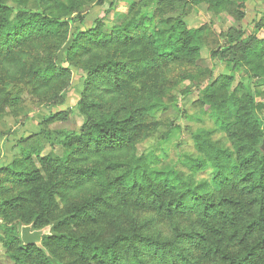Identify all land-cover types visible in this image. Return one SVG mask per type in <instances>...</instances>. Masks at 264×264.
Listing matches in <instances>:
<instances>
[{
	"label": "trees",
	"instance_id": "obj_1",
	"mask_svg": "<svg viewBox=\"0 0 264 264\" xmlns=\"http://www.w3.org/2000/svg\"><path fill=\"white\" fill-rule=\"evenodd\" d=\"M36 1L40 8L32 11L14 9L0 0V54L11 57L30 39L45 41L64 35V46L56 59L40 71L45 83H51L60 74L71 76L69 89L74 74L79 75V85L86 89L93 86L97 77L110 82L111 73H118L125 65L106 61L84 66L72 59L90 45L106 48L113 41L129 40L136 32L144 34L146 44L155 50L156 59L163 62L198 55L204 47L202 28L189 29L182 18L163 19L154 24V13L143 9L149 7L148 3L140 11L133 5L131 18L121 25H113L107 34L104 21L99 18L87 26L88 12L71 17L72 7L61 0ZM52 3L57 4V8L50 5ZM208 3L216 11L234 12L239 20L246 16L247 0H208ZM114 6L115 0H100L93 8L102 14L110 12ZM63 10L66 12L64 20L58 14ZM229 44L244 51L242 56H251L248 62H257L264 56L259 50V47L264 49V40L250 50L233 42ZM230 52V48H226L221 54L213 53V57L228 61ZM255 66L258 82L264 85L261 63ZM230 78L232 76L224 78L223 83L227 84ZM217 91L213 86L202 91V103L211 107V118L223 126L225 116L237 112L238 122L246 132L231 133L232 149L214 141L205 131L193 133L195 153L184 155L179 169L162 166L155 153L135 151L138 136L134 115L127 119L97 115L92 101L87 97L80 100L78 105L85 122L78 131L66 133L69 153L60 156L52 149L44 154L40 145L35 152L39 166L17 171L15 158L7 166L16 179L35 185L37 207L33 211L34 222L27 225H32L33 230L52 225L51 235L42 241L47 253L36 245H23L15 228L3 227L5 235L9 236L5 247L13 264H64L60 260L62 255L72 256L84 264H264V153L260 150L264 138V117L260 113L264 104L256 103L260 90L255 91L248 85L236 87L224 97H216ZM239 96L240 102L237 101ZM65 102V96L61 97L58 105L43 115L39 131L21 136L12 142L11 149L31 137L45 134L47 123L68 120V111H53ZM205 170L212 172L213 183L235 189L243 196V201L229 195L211 199L206 191L211 185H197L192 179ZM93 184L100 186L96 193L81 198L67 211H60L59 201ZM109 192L123 204L154 210L161 217L172 219L194 214L196 222L189 227L177 222L169 236L150 234L146 231L147 224L137 225L135 221L131 226L116 225L108 236L95 231L79 234L62 229L92 220L90 218L102 213L104 207H112ZM17 201L18 198L1 201L0 211L16 209ZM47 216V225L38 226Z\"/></svg>",
	"mask_w": 264,
	"mask_h": 264
},
{
	"label": "rangeland",
	"instance_id": "obj_2",
	"mask_svg": "<svg viewBox=\"0 0 264 264\" xmlns=\"http://www.w3.org/2000/svg\"><path fill=\"white\" fill-rule=\"evenodd\" d=\"M2 1L14 9L37 11L40 8L36 0ZM61 1L72 7L71 17L88 12L87 26L94 24L97 18L104 21V33L107 34H110L113 25H121L131 18L133 5L136 4V11H140L148 3L149 7L143 9L154 13V24L163 19L182 18L189 29L202 28L204 47L198 55L171 58L163 62L156 59L155 50L146 44L142 32L133 33L127 41H113L106 48L90 45L72 62L91 66L115 61L126 66L118 73H111L110 82L97 77L90 89L79 85L78 74H74L70 89V75L55 76L51 83L42 80L40 71H44L56 59L64 46L62 34L45 41L43 38L30 39L11 57L0 54V202L19 199L18 203L15 202V205H19L16 209L0 211V264L14 263L5 247L9 236L5 235L2 228H15L20 237L21 225L34 222L33 211L37 207L34 183L16 179L14 172L9 171L7 166L14 158V169L17 171H29L39 166L35 152L40 145L44 148V154L52 149L60 156L69 153L71 148L67 144L70 141L66 139V133L78 131L85 122L78 105L83 98L87 97L93 102V112L97 115H114L120 119L134 115L138 136L135 151L139 154L155 153L161 159L162 166L178 169L182 168L184 155L195 153L193 133L205 131L214 141L232 149L231 133L246 132L238 122L237 112L225 116V125L216 124L210 115L211 107L202 103V91L213 86L218 89L216 97H224L229 96L236 87L245 88L248 85L255 91L260 90V94L256 95V103L264 104V85L258 82L255 69L256 63L260 62L264 70V56L257 62H248L251 56L245 55V58L241 55V52L245 54L244 51L234 49L229 44L233 42V45H242L244 50H250L258 45V41L264 40V0H247L243 20L237 19L234 12L214 10L208 0H115L114 8L102 14L93 8L100 0ZM50 5L57 8L55 3ZM65 13L64 10L58 13L63 20L66 19ZM226 48L231 50L228 61L221 60L220 56L213 57V53L221 54ZM259 50L264 53L262 47ZM231 76L232 79L224 84V78ZM63 96L66 102L53 111H68L69 119L47 123L44 126L45 134L31 137L28 142L11 149L12 142L21 136L39 131L43 115L49 113L51 107L57 106ZM240 99L241 96L237 97V101L240 102ZM260 114L264 117V110ZM212 175L210 170H205L192 176V179L197 185H211L210 189H206L211 199L229 195L243 201V196L235 189L218 187L213 183ZM99 188L93 184L71 193L66 199L63 198L64 202L63 199L59 201L60 211H67L72 204L96 193ZM108 195L112 207H104L102 213L90 218L92 220L88 219L78 226L66 225L62 229L79 234L95 231L108 236L116 225L122 223L131 226L132 221H135L137 225L147 224L146 231L150 234L169 236L177 222L182 227H189L196 222L194 214L179 215L172 219L161 217L154 210L121 203L112 192ZM48 221L47 216L38 226H45ZM60 260L64 264H84L69 255H62Z\"/></svg>",
	"mask_w": 264,
	"mask_h": 264
},
{
	"label": "water",
	"instance_id": "obj_3",
	"mask_svg": "<svg viewBox=\"0 0 264 264\" xmlns=\"http://www.w3.org/2000/svg\"><path fill=\"white\" fill-rule=\"evenodd\" d=\"M260 150L264 153V138L260 147ZM52 225L47 226L40 230H33L32 225H23L20 230V238L25 246L36 245L41 250L46 251L42 241L45 236L51 235Z\"/></svg>",
	"mask_w": 264,
	"mask_h": 264
}]
</instances>
